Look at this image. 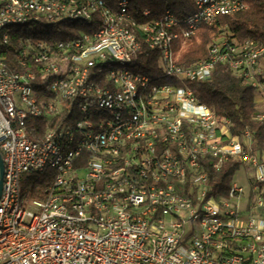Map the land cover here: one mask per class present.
I'll list each match as a JSON object with an SVG mask.
<instances>
[{"label":"built area","instance_id":"obj_1","mask_svg":"<svg viewBox=\"0 0 264 264\" xmlns=\"http://www.w3.org/2000/svg\"><path fill=\"white\" fill-rule=\"evenodd\" d=\"M69 1L72 0L46 2V7L54 11V18L49 20L59 19L64 14V5H69ZM11 2L21 4V0H6V6H0V24L7 21L3 20V13L11 11ZM95 3H102L104 7V1L95 0ZM31 7L35 6H22V13L17 14V19L34 17ZM243 7L241 0H194V11L191 14L193 22L184 29V40L195 34L200 22L211 25L216 16L228 15V11ZM110 12L116 11H109L107 21L98 25L96 31L80 34L78 40L53 44L77 43L81 46V53L85 52L89 41L117 28V21L110 20ZM73 13L86 17L82 12V4L81 12ZM123 19L132 20L130 14L119 15V21ZM154 21L158 23V31L147 28V21L142 23L152 39H165L168 27L177 25L174 15L165 14ZM122 31L126 47H118L115 40V45L101 50L105 58H136L140 51L137 41L128 38ZM247 44L250 43L245 45L244 56L234 61L247 62L244 77L251 79L256 97H261L264 82L254 76L257 68H253V55L256 52L247 51ZM4 47V43H0V51L3 52ZM218 47L220 45L211 48L216 49V57L212 58L211 63L221 61V57L225 56L218 55ZM153 48L157 50V46ZM78 57L68 55L63 59L68 61V69L61 71L60 87H48L43 93H27V86H33L34 83L31 73H27L31 75V82H14L7 71H0V155L4 164L0 223H8L7 194L23 191L22 178L37 174V165L44 158L45 147H50V139L59 135L60 127H53V132L41 134L38 140H34L26 129L29 120L39 119L43 120V125H53L54 118L62 113L65 115L74 100H83L84 115L80 127L88 126L90 130L91 122L99 120L97 104L101 95H109L110 98V105L105 111H111L112 114L116 108L125 107V116L120 117L117 125L102 121L100 133L90 134L83 148L69 151L68 146L69 160L66 166L58 172L46 174L51 181L43 194L38 193V200H31V196L18 198L16 225H24L27 229L30 222H37V236L34 239H23V234H16V226L8 225L6 236L0 237V264H264V159L251 161V165L259 168V177L251 178V174L247 176V189L232 181L227 194L223 198H215L217 209L206 207L205 193L210 189L205 186V182H192V174H188V191H174L179 174L176 155L190 158L193 163L195 156H201L197 146H193V131L186 133L180 142L165 141L159 137V132H154L150 145H143L144 134H137L133 152L135 161L124 162L123 167L113 171L93 165V172L86 175V180H66L70 166L84 167L87 153L99 152V147H107V154L104 155H110V150L125 144L127 132H134V126L146 122L136 111L134 115H126V107L131 106L132 89L128 87L130 72H125V69L103 74L102 83L97 87L100 96H82L81 83L86 82L93 63L78 65ZM40 58L46 57L31 51L30 44L29 47H23L18 56L20 65L24 60ZM157 59V67L169 69V76H189L193 82L198 81L194 80V71H201L203 80L204 70H207V67H181L176 64V59L166 60L164 54H158ZM53 70H59V67L53 64V67L48 68L46 76H51ZM137 75L142 81L147 76L140 71H137ZM106 78H115L121 84L120 97H112V92L105 91ZM12 91L22 93L23 108L12 106ZM174 93H183L180 84L161 85L159 89H153V93L149 94V103L150 100H157V107H150L156 108V115L158 111H170L173 107L189 108L196 113L197 120L199 114H207V122L202 123L220 130L218 124L213 123V110L202 108L194 94H183L182 103L169 106L168 98H172ZM160 94H167V101H160ZM38 103L47 104V115L37 112ZM27 104H34V112H27ZM152 118L154 120L155 115ZM259 120H264V117ZM180 121H172L170 127L163 128H172ZM246 134L249 133L246 131ZM74 137L71 135V141ZM88 143H96V151H88ZM207 146L215 152V159H204V169L218 171L230 159L243 164V147L233 144V134H226V144L213 143ZM208 162L211 165L207 168ZM153 166H161V175H154ZM244 167L249 168V165ZM108 174H117V181H108ZM166 175H175V183H167ZM128 178H136L137 188L128 186ZM56 187H63L61 198L50 204H42V197ZM187 192L199 196V209L179 215V208L186 202ZM175 195H182V202L166 206L165 198H175ZM83 207H90V215H86V219H78V212H83ZM128 207L136 208L137 217H127ZM43 208H51V215L43 216ZM197 212L222 214V221L208 220L202 226V233H186V223H192V216ZM41 231H49L48 241L38 240V232ZM10 245H17V254H10ZM2 250H9V257H2Z\"/></svg>","mask_w":264,"mask_h":264},{"label":"bare ground","instance_id":"obj_2","mask_svg":"<svg viewBox=\"0 0 264 264\" xmlns=\"http://www.w3.org/2000/svg\"><path fill=\"white\" fill-rule=\"evenodd\" d=\"M46 2L61 3V0H21V4L11 2V11H4L3 13V20L7 21H3L0 24V43H4V46L8 45L10 41L9 32L11 28L16 26L36 23H46V25H49L56 24L62 20L91 23L94 15L97 18L98 25H102L104 21H107L109 11H116L110 12V20L117 21V28H112L109 32L102 34V37L89 41V46L85 47V52L83 53H81L80 44L77 43L53 44V47L42 43L38 45V49L31 45V51L42 53L46 58L30 60L33 65L39 67V91H35L34 86H27V93H43L48 87L59 88L61 85V71H67L68 69V61L63 59L68 55L80 56L78 57V65L93 63L89 68L86 82L81 83L82 96H100V89H97V87L102 83L103 74L125 69V72H130L128 74V87L132 89L131 106L126 107V115H134V111H136L137 115H140L146 121L144 125L134 126V132H127L125 144L116 146L115 149L110 150V155H104L107 154V147H99V152L87 153V163L84 164V167L70 166L69 173H66V180H86V175L93 172V165L104 166L106 171H113L116 168L123 167L124 162L135 161V154L133 152L136 146L137 134H144L143 145H150V139H154V132H159V137L164 138L165 141L180 142L186 133L193 131V137H195L193 138V146H197V151H200L201 156H195L193 163L190 161V158H183V155H176V167L179 174L177 176V184H174V191H178V189L184 191L183 186L185 184L187 186L185 191L189 190L188 174H192V182L194 183L205 182L208 171L204 169V159H215V152L210 151L207 145L213 143L226 144V134H231V123L228 120L225 123V120L218 117L213 111V123H217L220 130L210 128V126H205L202 123L207 122V114H199V120H197L195 112L189 108L182 107H173L170 111H158V115H156V108L150 107H157V100H150L149 103V94L153 93V89H159L161 85L180 84L183 93H174L172 94V98H168L169 106H177V103H182L183 94H193V91L189 87V84L193 82V78L189 76H169V69L157 67V70L153 74L144 76V81H142L138 78L136 71L137 68L144 67L138 59V53L136 54V58H130L129 56L105 58L104 54H101V50L106 48V46L115 45V40H117L118 47H126V40L123 38L122 31L124 30L128 38L137 41V47L140 50L142 47L140 41H143V44L149 49H154L153 46H157L158 54H164L166 60L176 59L173 52L174 44L175 42L178 43L179 40H184V29H187V24L193 22V15H189L183 19L177 18V25L168 27L165 39H152V36L146 33L145 24L135 23L131 19L119 21V15L129 14L131 0H117L111 8L102 7V3H95V0H72L69 1V5H64V14L55 21L49 20V18H54V11H52V8L46 7ZM32 4L35 6L31 7V14L34 17L17 19V14L22 13V6H30ZM81 4L82 12H84L86 17L77 16V13H73L81 12ZM0 6H6V0H0ZM243 8L228 11V15L238 12ZM165 14L166 16H173L168 9H165L158 17H163ZM141 15L147 19L151 15V11L144 9ZM154 19L146 20L147 28L151 29V31H158V23ZM136 31L142 35L141 39L137 38ZM79 38L80 34L77 38L71 40H78ZM24 47H29L28 41ZM244 48H242V51ZM219 49L220 47H218V55H220ZM230 51L233 52V50ZM247 51L256 52L253 55V68H257V60L263 50L253 48L250 43L247 44ZM210 52L212 58L216 57V49H211ZM1 53L2 51H0V71H7V74L12 76L14 82H31V75L27 74L31 73L33 75V82H35V72L24 70L18 73L7 69ZM226 59V56L221 57V61H225ZM228 62L233 70H237L242 66L247 69V62L234 60H229ZM17 64L21 68H24L25 60L22 61V65L17 60ZM53 64L59 67V70H53L51 76H46L48 74V68L53 67ZM204 67H207V70H204L203 76V80H205L212 70L213 63H199L196 66L187 67V69ZM246 79L251 85V79ZM194 80L203 81L201 80V71H194ZM252 88L254 89V87ZM105 91L112 92V97H120L121 84L116 82L115 78H106ZM261 99L264 100V91H261ZM160 101H167V94H160ZM11 104L14 108L24 107V99L20 91H12ZM109 105V95H101V100L97 104L99 120L91 122L90 130L88 126L80 127L84 115L83 100H74L71 103V108H68L63 121L59 119L60 116L54 118L53 125H43V120H40L43 125L41 134H48L53 132V127H60L59 135L58 137H52L50 139V147H45L44 158L40 160V165H37V174L30 176H40L41 174L46 176V174L58 172L64 168L69 160V151H77L79 148H83L87 144L90 134H99L102 130V121H110V125H117L120 122V117L125 116V107H118L116 108V112H112L111 114V111H105ZM200 106L202 108H208L202 104ZM27 112H34V104H27ZM37 112L40 115H47V104L38 103ZM152 115H155L154 120ZM263 117L264 110L257 119L259 120V118ZM172 121H180V123L172 128H163L170 127ZM71 135H75L72 141ZM233 144L237 147H243V164L249 165L251 178H258L259 168L256 165H251V161H258V157L251 153L250 135L246 134V131L241 135L233 134ZM68 146L69 151H67ZM88 151H96V143H88ZM153 173L154 175H161V166H153ZM108 181H117V174H108ZM166 182L175 183V175H166ZM30 186L31 184L24 187L23 191H16V194H7L8 205L6 208V220L8 223H0V237L6 236L8 225L16 226V234H23V239H34L37 236V222H30L27 229L24 225H16L17 208H19L18 198L31 196ZM128 186L130 188H137L136 178H128ZM62 194L63 187H56L49 190L48 195L42 197V204L56 202L61 198ZM215 198H223V196L217 197L211 195L210 191L205 193V205L208 209H217ZM31 200H38V196H31ZM176 202H182V195H175V198H165L166 206L176 205ZM194 209H199V196H194V192H187L186 202L179 208V215L193 213ZM50 215L51 208H43V216ZM86 215H90V207H83V212H78V219H86ZM127 217H137L135 207L127 208ZM208 220L222 221V214L209 212L195 213L192 216V223H186V233H193L194 231L195 233H202V226ZM38 240L48 241L49 231L38 232ZM10 254H17V245H10ZM2 257H9V250H2Z\"/></svg>","mask_w":264,"mask_h":264},{"label":"trees","instance_id":"obj_3","mask_svg":"<svg viewBox=\"0 0 264 264\" xmlns=\"http://www.w3.org/2000/svg\"><path fill=\"white\" fill-rule=\"evenodd\" d=\"M116 1L104 0V6L111 8ZM243 3L242 10L229 15L216 16L211 25L200 22L193 36L182 42H175L173 52L179 66L192 67L199 63L211 62V48L220 45L219 54L225 55L227 59L215 61L209 76L203 81L190 83L189 87L198 103L212 109L218 117L231 123V134L241 135L244 131L249 133L252 141L251 153L261 160L264 159V120L257 118L264 110V102H256L257 94L244 77L247 69L242 66L233 70L228 62L244 56L245 51H242V48L246 43H251L255 49H262L254 76L258 81L264 82V0H243ZM144 9L151 11L147 19L141 15ZM165 9H168L176 18L183 19L193 13L194 0H131L129 14L133 22L141 24L158 17ZM96 19L94 15L91 23L62 20L56 24L36 23L11 28L10 41L1 53L6 68L18 73L24 70L35 72L36 80L33 86L35 91H39V67L33 65L30 60H25L24 68L17 64L19 53L23 50L25 43L28 41L30 45L38 49V45L42 43L52 46L54 42L63 43L75 39L81 33L89 34L96 31L98 28ZM136 36L138 39L142 37L138 31ZM140 42L142 47L138 53V59L144 67L137 68L136 71L151 75L157 70L158 51L149 49L143 41ZM182 44L184 51L176 57ZM65 117L62 113L59 119L63 121ZM42 126L39 119L29 120L26 126L28 135L38 140L42 133ZM210 163L206 164L207 168L211 165ZM242 165L230 159L218 171L207 169L205 186L210 189V194L217 197L225 196L234 181L235 172ZM50 181L48 176L42 174L27 175L21 180V189L31 184L30 195L39 196L38 193L43 194ZM186 189L185 184L184 191L178 189V192L184 193Z\"/></svg>","mask_w":264,"mask_h":264},{"label":"rangeland","instance_id":"obj_4","mask_svg":"<svg viewBox=\"0 0 264 264\" xmlns=\"http://www.w3.org/2000/svg\"><path fill=\"white\" fill-rule=\"evenodd\" d=\"M46 25V23H45ZM183 44L182 46L180 47L177 55V56H180L183 52ZM256 102L257 103H261V102H264L262 101L261 97H256ZM251 174V169L250 168H246L244 167L243 165L239 167V169L235 172L234 174V177H233V180L238 183L240 186L244 187L245 189H247V184H248V178L247 176H249ZM243 200V199H242Z\"/></svg>","mask_w":264,"mask_h":264},{"label":"water","instance_id":"obj_5","mask_svg":"<svg viewBox=\"0 0 264 264\" xmlns=\"http://www.w3.org/2000/svg\"><path fill=\"white\" fill-rule=\"evenodd\" d=\"M3 175H4V164H3L2 157L0 155V196L2 192Z\"/></svg>","mask_w":264,"mask_h":264}]
</instances>
